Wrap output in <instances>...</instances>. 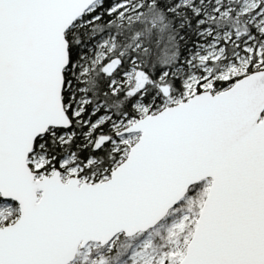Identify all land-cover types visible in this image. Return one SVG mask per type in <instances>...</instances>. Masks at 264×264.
<instances>
[{"label": "snow or ice", "instance_id": "snow-or-ice-1", "mask_svg": "<svg viewBox=\"0 0 264 264\" xmlns=\"http://www.w3.org/2000/svg\"><path fill=\"white\" fill-rule=\"evenodd\" d=\"M0 264H264V0H0Z\"/></svg>", "mask_w": 264, "mask_h": 264}]
</instances>
